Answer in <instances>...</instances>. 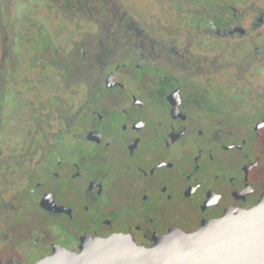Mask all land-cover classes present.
<instances>
[{"label": "flooded vegetation", "instance_id": "flooded-vegetation-1", "mask_svg": "<svg viewBox=\"0 0 264 264\" xmlns=\"http://www.w3.org/2000/svg\"><path fill=\"white\" fill-rule=\"evenodd\" d=\"M263 199L264 0H0V264Z\"/></svg>", "mask_w": 264, "mask_h": 264}, {"label": "water", "instance_id": "water-1", "mask_svg": "<svg viewBox=\"0 0 264 264\" xmlns=\"http://www.w3.org/2000/svg\"><path fill=\"white\" fill-rule=\"evenodd\" d=\"M34 264H264V199L193 233L170 231L150 247L115 236L87 241L79 253L57 250Z\"/></svg>", "mask_w": 264, "mask_h": 264}]
</instances>
